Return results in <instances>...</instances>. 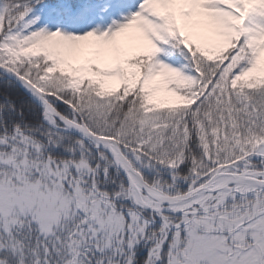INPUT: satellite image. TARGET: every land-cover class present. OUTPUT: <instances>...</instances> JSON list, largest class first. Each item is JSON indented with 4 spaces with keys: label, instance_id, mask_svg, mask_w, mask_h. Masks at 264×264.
Returning a JSON list of instances; mask_svg holds the SVG:
<instances>
[{
    "label": "snow or ice",
    "instance_id": "6c2138e0",
    "mask_svg": "<svg viewBox=\"0 0 264 264\" xmlns=\"http://www.w3.org/2000/svg\"><path fill=\"white\" fill-rule=\"evenodd\" d=\"M0 264H264V0H0Z\"/></svg>",
    "mask_w": 264,
    "mask_h": 264
}]
</instances>
